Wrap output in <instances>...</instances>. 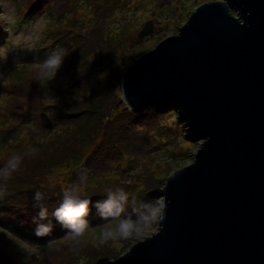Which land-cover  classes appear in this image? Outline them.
<instances>
[{
    "label": "rangeland",
    "instance_id": "1",
    "mask_svg": "<svg viewBox=\"0 0 264 264\" xmlns=\"http://www.w3.org/2000/svg\"><path fill=\"white\" fill-rule=\"evenodd\" d=\"M22 1L24 9H34V16L22 19L25 12ZM55 1L57 6L52 9L66 8L64 0H0L5 36L0 41V122H8L13 133L21 132L18 136L22 138L17 137L6 148H0V165L10 155L24 157L11 179L0 181V213L6 224L0 226L8 231L5 236L0 235V264H95L119 258L156 230L139 239H109L100 243L102 234L119 221H102L93 205L105 200L108 192L121 188L130 197L126 214H135L136 200L160 201L167 179L193 162L202 143L184 136L176 114L173 118L165 117L170 110L150 107L149 111L137 112L132 109L138 113L135 124L126 125L124 119L120 120L121 126L113 119V111L117 106V109L130 108L123 94L125 70L160 41L178 34L200 5L220 0H92V6L77 8L85 11H77L78 18L73 17L78 20L72 18L64 29L60 22L50 25L56 19L49 10ZM93 9H98L99 14ZM9 13L13 15L11 23L6 19ZM151 20L152 32L140 38L139 32ZM95 24H98L96 30ZM57 39L68 42L61 49L66 56L56 78L49 81L41 78L40 64L45 59L44 53L49 52L43 53L44 46L49 47ZM87 46L86 52L81 53ZM58 104L62 112L53 108ZM49 107L53 113L52 118L49 116L51 126L45 128L39 114L49 112ZM106 109H111L112 114L108 126L106 119L101 123L98 119ZM73 112L78 115L77 119L72 118L76 116ZM40 123L47 131L40 130ZM101 124L105 126L98 134L102 137L87 146L90 147L87 154L94 156H89V163L85 157V166L72 168L75 165L71 166L72 161L67 163V159L78 155L81 142L91 135L92 126L97 128ZM0 132L3 131L0 129ZM97 141L102 145L95 152L93 146ZM156 142L160 144L154 149L152 145ZM114 146L119 150L110 153L109 148ZM149 147L150 152L146 149ZM151 154L154 159L147 158ZM110 155L114 156L113 160ZM158 160L163 164L159 165ZM93 165L100 167L102 177L114 178L105 185L96 184L101 191H96L95 183L87 179L92 175ZM77 185L81 190L74 194L93 202L88 215L98 216V221L101 220L98 223L105 226L100 237L87 232L78 241L69 234L36 241L24 236L10 222L26 223L29 218H36L47 203L50 207L59 206L63 192ZM87 186L90 190L86 192ZM36 191L43 194L38 202L34 200ZM51 219L56 221L55 217ZM1 227L0 233H4Z\"/></svg>",
    "mask_w": 264,
    "mask_h": 264
},
{
    "label": "water",
    "instance_id": "2",
    "mask_svg": "<svg viewBox=\"0 0 264 264\" xmlns=\"http://www.w3.org/2000/svg\"><path fill=\"white\" fill-rule=\"evenodd\" d=\"M123 94L137 112L175 109L202 143L162 189V227L95 264H264V0L200 5L125 70Z\"/></svg>",
    "mask_w": 264,
    "mask_h": 264
},
{
    "label": "clouds",
    "instance_id": "3",
    "mask_svg": "<svg viewBox=\"0 0 264 264\" xmlns=\"http://www.w3.org/2000/svg\"><path fill=\"white\" fill-rule=\"evenodd\" d=\"M7 22L11 23L13 19L12 13L7 16ZM66 55L63 50L53 51L40 64L41 78L52 81L56 78L59 69ZM32 150H29V153ZM23 155H10L2 165H0V181L7 182L12 175L17 172L23 162ZM79 185L66 189L63 192V198L59 206L55 208L53 215L56 221L68 229V234L73 240L78 241L79 238L85 236L89 230V222L86 217L89 214L90 199L82 198L81 195L74 193L80 191ZM42 192L36 191L34 200L42 199ZM129 194L122 188L107 193V198L102 202H97L96 208L100 213L102 221L117 220L118 223L105 231L100 239V243H104L109 239L127 240L135 237L143 238L145 235L151 234L162 227V221L166 218L167 205L159 200H136L133 205L132 214H126L129 204ZM48 211L41 207L38 213L39 219L43 220L47 217ZM36 222V218H34ZM37 223V222H36ZM52 232V225L46 223H37L36 235L47 236Z\"/></svg>",
    "mask_w": 264,
    "mask_h": 264
},
{
    "label": "trees",
    "instance_id": "4",
    "mask_svg": "<svg viewBox=\"0 0 264 264\" xmlns=\"http://www.w3.org/2000/svg\"><path fill=\"white\" fill-rule=\"evenodd\" d=\"M65 2H66V8H61V9H59V10H56V9H52V8H55L56 6H57V4H56V1L55 2H52L50 5H51V9H49L50 10V13L52 14V15H55V17H56V19H54L53 21H51L50 22V25H51V23H53V22H60L61 24H63V25H60L61 26V28L62 29H64V28H68V23L70 22H72L71 20H72V18H74L73 16H76L77 18H78V13H77V11L79 12V11H81V12H84L85 11V9H77L78 7H80V8H83L84 6H86L87 7V5L88 6H92V3H91V1L92 0H64ZM63 1V2H64ZM81 1H83V2H81ZM94 1V0H93ZM98 1V0H97ZM64 2V3H65ZM22 3H23V9H24V2L22 1ZM72 3H74V5H72ZM71 8V9H70ZM25 10V12H24V14H22L23 15V20L26 18H29L30 16H34V13H32L33 11H34V9L32 10V9H24ZM93 12L94 13H97V14H99V12H98V9H93ZM233 13H235V12H233ZM110 15H111V13H110ZM36 17V16H35ZM32 18V17H31ZM52 19V18H51ZM75 19V18H74ZM75 20H78V19H75ZM96 26L95 27H93V29L94 30H96V27H98V24H95ZM48 26V25H47ZM59 26V27H60ZM56 28H58V27H56ZM59 29V30H62V29ZM81 28H83V27H81ZM51 29V28H50ZM3 32V22L0 20V41H2L3 40V38H5V36H4V34L2 33ZM47 33V32H46ZM49 36H50V34H49ZM48 36V37H49ZM87 37H89V36H87ZM62 38H65L66 39V36H63ZM4 41L5 42H9V40L7 41V39H4ZM55 42V43H54ZM49 47H47L48 45H46V46H44V49H43V53H44V51H46V50H49V52H47V53H44L45 54V56H44V58L46 59L47 57H48V55H50L53 51H60L61 49H62V47L63 46H67L66 44L68 43V42H64V40H62V39H57L56 41H54ZM61 44H63V45H61ZM88 49V46L86 47V49H84V51H83V49L82 50H80V52L82 53V52H86V50ZM79 52V51H78ZM77 53V52H76ZM65 59V58H64ZM63 59V60H64ZM83 74V73H82ZM84 76V75H83ZM3 85V84H2ZM94 94V93H93ZM95 96H96V94H95ZM124 104V103H123ZM119 105H121L120 103H119ZM119 106H117V107H115L114 108V111H113V115H115L114 117H113V119L114 120H116V123H118L120 126H121V121L120 120H124V119H126L127 121H126V125H134L135 124V119L137 118V114L138 113H136V112H134L131 108H129V109H126V107H123V108H121V109H117ZM54 109H55V111H59V112H62V106L61 105H59L58 104V106H54L53 107ZM111 108V107H110ZM100 109V108H99ZM115 109H117V111H115ZM149 109H152V108H146V110L147 111H149ZM154 109H156V110H159L158 108H154ZM161 109H163V110H167V111H169L170 110V112L169 113H166V114H164L165 115V117L166 118H173V116H175V114L177 115V117L182 121V118H181V115H180V113L178 112V111H176L175 109H168V108H161ZM49 112H47L48 114H49V116L52 118V116L51 115H53V113L51 112V108L49 107ZM82 111V110H81ZM111 109H106L105 110V112L102 114V115H100L99 117H98V119H99V122L101 123V121L102 122H104V119H106V126H108L109 124H108V122H111V120L110 121H108L109 119H111L112 117H111ZM71 114H74V115H76V116H73L72 118L73 119H77L78 118V115L76 114V113H71ZM84 114H86V112H84ZM67 115H68V113H67ZM70 115V114H69ZM68 115V116H69ZM39 117H41V114H39ZM120 118V119H119ZM113 120V121H114ZM176 121V122H178V123H180V124H182L183 125V127H184V123L183 122H181V121ZM137 122V121H136ZM55 122H53V124H54ZM72 123V122H71ZM55 125V124H54ZM38 126H39V128H40V130H44V131H47V129H45L42 125H41V123L40 124H38ZM0 129L3 131V132H0V148L1 149H3V148H6L7 146H8V144L9 143H11L13 140H15V138H17V137H19L18 135L21 133H13V129L10 127V125L8 124V122H5V123H1L0 122ZM102 129H105V126H103V124H101L100 125V127H95V125H93L92 126V130H91V135H89L87 138H86V140L85 141H83V142H81V145H80V148H79V153H78V155H75L74 156V158H68L67 159V163H69V161H72L71 162V166H73V165H75V166H73L72 168H74V169H78V168H80L81 166H85V161L87 160V162L89 163V160H90V157L92 158L94 155L92 154V153H89V154H87L89 151H90V147H87L92 141H94V139L95 138H101L102 137V135H98L100 132H102ZM184 132H186V137L188 138V139H190V140H192L193 139V136L190 134V132L186 129V127H185V129L183 130ZM98 135V136H97ZM111 135V134H110ZM19 138H21V135H20V137ZM135 139H138V137L136 136V137H134ZM22 139V138H21ZM167 141V139L165 140V142ZM101 141H97L96 143H95V145L93 146V150H95L96 149V147H100V145H102V143L100 144V145H98L99 143H100ZM161 142V141H160ZM160 142H156V143H154L153 145H152V147L155 149V147H157L159 144H160ZM146 149H148L149 151L148 152H150L151 151V148L149 147V148H146ZM146 149H144V150H146ZM119 149H116V146H114V147H112L111 149L109 148V152L110 153H115V152H117ZM93 152V151H92ZM95 152H96V150H95ZM146 153V152H145ZM144 153V154H145ZM97 154V153H96ZM71 155H73V153H71ZM87 155V156H86ZM90 156V157H89ZM111 156V155H110ZM152 156V154L151 155H149L147 158L149 159H154V158H152L151 157ZM85 157H88V159H86L85 160ZM111 160H113L114 159V156H111V158H110ZM85 160V161H84ZM110 163H111V161H110ZM158 163H159V165H162L163 164V162L161 161V160H158ZM111 165V164H110ZM109 165V166H110ZM100 167L97 165L96 167L93 165V167L91 168V170H90V175L91 176H88L87 177V179H88V182L90 183H95V185L96 184H102V185H105L106 184V181H109V180H113V179H107V178H104V177H102V175L101 174H99V171H100V169H99ZM92 172V173H91ZM116 173V172H115ZM95 174V175H94ZM127 175V174H126ZM94 177H97L99 180H93V178ZM93 180V181H92ZM95 185H93V186H95ZM89 187L90 186H87V189H86V192H87V190H90L89 189ZM96 191H101V190H97V185H96ZM94 188V189H95ZM92 190V189H91ZM106 199V198H105ZM97 202V201H96ZM93 205V202H91L90 204H89V207L90 206H92ZM95 208H96V205H93ZM56 207H58V206H53V207H50V206H48V203L45 205V207L44 208H46L47 209V211H48V215H47V217L45 218V219H43V220H40L39 219V216L38 215H36V222L37 223H46V224H51L52 225V232H51V234L50 235H47V236H43V237H41V236H37L36 235V226H37V223L36 222H34V219H32V218H29V220H26V223H24L22 220L20 221V222H17V221H10L12 224H14L15 225V227L24 235V236H29L31 239H33V240H36V241H49V240H51V239H53V238H55V239H58V238H61V237H63L65 234H68V229H66L63 225H61L60 223H58L57 221H53L51 218L52 217H54V215H53V212H54V210H55V208ZM90 208H92V207H90ZM38 213H39V211H38ZM86 219L88 220V222H89V230H88V232H90V233H92L93 235H94V237H97V235H99L98 237H100L101 236V234L103 233V231L105 230V226L103 225V224H100V223H98V222H101V220L100 221H98L99 220V218H98V216H87L86 217ZM19 221V220H18ZM111 221H114L115 222V220H111ZM5 222V219H3V217H2V214L0 213V224H3L4 226H6V224L4 223ZM1 227V226H0ZM1 229H3V231H4V233H0V235L1 236H5V234H7L8 233V231H7V229H5V228H3V227H1ZM86 234H88V233H86ZM23 256L24 255H22V256H20L21 257V259L22 260H24L25 261V259L23 258Z\"/></svg>",
    "mask_w": 264,
    "mask_h": 264
}]
</instances>
